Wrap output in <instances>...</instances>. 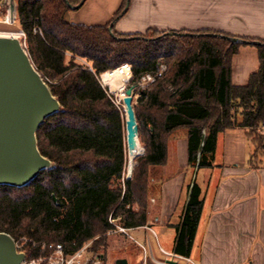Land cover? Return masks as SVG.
I'll use <instances>...</instances> for the list:
<instances>
[{"label":"trees","instance_id":"16d2710c","mask_svg":"<svg viewBox=\"0 0 264 264\" xmlns=\"http://www.w3.org/2000/svg\"><path fill=\"white\" fill-rule=\"evenodd\" d=\"M66 1L80 2L15 0L18 28L11 31L24 32L25 49L61 108L36 132L40 153L54 167L22 187L0 185V232L15 241L25 237L61 244L65 255L89 241L93 250H105L106 233L114 228L110 219L124 228L146 225L151 178L166 163L168 140L178 128L187 130V165L193 170L214 167L217 137L234 127L245 129L251 146L248 166L259 167L264 157V40L256 45L257 70L246 85L234 86L230 60L248 43H231L223 37L231 35L206 30L118 33L115 23L126 0L103 25L75 24L65 18L71 9ZM6 9L0 5V20ZM124 64L131 72L129 85H136L133 108L144 148L130 178L125 174L123 108L99 78ZM146 76L153 79L141 88L138 83ZM186 191L174 225L173 253L182 257H189L203 205L196 181Z\"/></svg>","mask_w":264,"mask_h":264},{"label":"crops","instance_id":"0c3cea01","mask_svg":"<svg viewBox=\"0 0 264 264\" xmlns=\"http://www.w3.org/2000/svg\"><path fill=\"white\" fill-rule=\"evenodd\" d=\"M121 3L122 0H84L66 17L75 24L103 25ZM147 29L206 30L264 40V0H128L126 11L115 23V31L134 33ZM4 31L0 28V32ZM258 66L256 45L239 46L230 60L231 84L246 85ZM248 144L245 129H226L217 137L214 167L193 170L187 165V130H174L167 143L166 163L157 167L151 178L154 189L146 225L127 228L134 233L132 236L127 232L128 238L136 244L123 237L128 243V247H123H127L124 255L134 260L143 252V264H163L169 259L192 264H264V160L257 169L249 167ZM191 181L199 185L203 205L189 257H182L173 253L174 225L180 220ZM155 228L160 229L156 232ZM149 234H154L166 258L154 256ZM110 244L109 241L107 248H102L105 264Z\"/></svg>","mask_w":264,"mask_h":264},{"label":"water","instance_id":"95a60500","mask_svg":"<svg viewBox=\"0 0 264 264\" xmlns=\"http://www.w3.org/2000/svg\"><path fill=\"white\" fill-rule=\"evenodd\" d=\"M83 2L80 0L73 6L66 1L71 9L79 8ZM9 11L14 14L15 0H9ZM223 37L231 43L260 44V41ZM99 78L101 81V76ZM135 87V84H131L123 92L125 122L122 120V134L125 158L126 154L134 153L138 140V123L133 108ZM60 108L59 100L34 67L22 39L14 32H0V185L22 187L40 171L54 167V163L40 153L36 132L44 119ZM205 140L204 134L199 151ZM132 171L133 166L127 169L126 178L131 177ZM24 259L25 253L17 249L15 240L8 233L0 232V264H21ZM115 263L127 264L123 258L117 259ZM166 263L177 264L170 259Z\"/></svg>","mask_w":264,"mask_h":264},{"label":"rangeland","instance_id":"374dc122","mask_svg":"<svg viewBox=\"0 0 264 264\" xmlns=\"http://www.w3.org/2000/svg\"><path fill=\"white\" fill-rule=\"evenodd\" d=\"M126 3L128 4V0H126ZM127 4H126V7L123 9L122 12L126 11ZM65 18L68 21V17H65ZM0 28H3L5 30L4 32H15V31H11V30L17 29L18 28V24H17L16 21H14V23L12 25L0 23ZM152 79L153 78L151 76H149V78L146 76L145 78H142L141 82L138 83V85L141 88H143V87L146 86V85H144L145 84L144 82H147L149 80L152 81ZM129 80H128V82H126V87L129 86ZM103 86H105V85L103 84ZM105 87L109 91V88L107 86H105ZM113 94L116 97V94L115 93H113ZM133 94H134V103L136 104V100H137L138 94H135L134 91H133ZM138 142H139V144L141 146L142 153H144V148L141 145L139 139H138ZM248 145H250V144H248ZM263 160H264V157H263ZM126 161H127V159H126ZM133 166H134V162H133ZM127 167H128V165L126 163L125 174L127 173V169H128ZM159 229L160 228H155L154 230L156 232H158ZM128 233L131 234L132 236L134 235L133 231L129 230ZM106 236H107V241L108 242L110 241V243H111L109 248H108V250H107V252H106V254H105L106 255V264H115L116 260L117 259H121V258L125 259L128 264H143V252H141L139 256H136L134 258V260H132L130 256H127V255L125 256L124 255V251H126L125 248L128 247L126 245L128 243L124 242V240L122 239L124 236L127 237V238L124 237V239L127 240V242L129 241V243L132 244V245L136 244L133 240L131 241L128 238L129 237L128 234L124 235L122 233H117L115 235H106ZM149 238H150V246H151V249H152V251L154 253V256L156 258H158V259L166 258L167 256L160 252L158 244L155 241L154 234H149ZM113 242H114V244H112ZM116 244L121 246L122 248L120 249V248H118V246L116 247L115 246ZM17 245L19 246L18 250H20L21 252L25 253V259L24 260H26V262H30L32 259H34V260H36L37 264H45V262H47V261L44 259L43 256L48 257V256L52 255L53 258H55V255H53L52 250L48 247V244H45V246H43V244H39L36 241H35V243L29 244V241H26L24 238L21 237V238H19L17 240ZM124 246H127V247L123 248ZM139 246H140V244H139ZM82 247H85L84 252L80 256V260H82V261H84L86 258H93L96 255H101V253H102V248H99L97 250H93L91 248L92 247V241H89V242L85 243ZM164 247H166V246L164 245ZM145 248L147 249L146 245H145ZM37 251H39V252H37ZM34 252L39 254V255H37V256L33 255ZM40 253H41V255H43L41 257V259H38V260L35 259V258L40 256ZM147 254L148 253L145 252V255H144L145 259L148 257ZM122 255H124V256H122ZM102 259L103 260L105 259L104 255H103ZM177 262H178V264H192V263L187 262L186 260H179V259H178ZM150 264H155V263H150ZM163 264H166V263H163Z\"/></svg>","mask_w":264,"mask_h":264},{"label":"built area","instance_id":"2783aa9c","mask_svg":"<svg viewBox=\"0 0 264 264\" xmlns=\"http://www.w3.org/2000/svg\"><path fill=\"white\" fill-rule=\"evenodd\" d=\"M0 5H6L7 9H6V13L3 17V19L1 20L2 23L4 24H8V25H12L15 21V12L14 14H10L9 11V0H0ZM14 33H16L21 39H22V43L24 44V37L25 34L22 30H18L15 31ZM149 78V76H147ZM103 85V84H102ZM261 132L264 135V123L261 127ZM110 222L114 225V228H110L106 235H115L117 233H122V234H128V229L124 228L123 226L117 224V219H110ZM24 238L26 241H29V244L35 243L34 241H30L29 239ZM16 243V247L17 249L19 248V246L17 245V241H15ZM43 246H45V243H42ZM48 247L52 250L53 255H55V258H53L52 255L46 257L40 254L39 257L35 258V259H41V257L43 256L44 259L47 261L45 262V264H105L104 260L102 259L103 256L102 255H96L93 258H86L84 261L80 260V256L81 254L84 252L85 247H81L78 251H76L74 254L72 255H65L64 254V248L61 244H48ZM20 251V250H19ZM21 264H37L36 260L32 259L30 262H26V260H24Z\"/></svg>","mask_w":264,"mask_h":264},{"label":"bare ground","instance_id":"6f19581e","mask_svg":"<svg viewBox=\"0 0 264 264\" xmlns=\"http://www.w3.org/2000/svg\"><path fill=\"white\" fill-rule=\"evenodd\" d=\"M131 78V72L129 66L124 64L115 70L107 71L101 74V82L107 86L112 93L116 94V101L118 105H123V92L126 88V82ZM123 121L125 122V115H123ZM124 145L126 147L125 129H124ZM142 153L141 146L137 140V146L132 155L126 154L127 168L133 166L134 158Z\"/></svg>","mask_w":264,"mask_h":264}]
</instances>
